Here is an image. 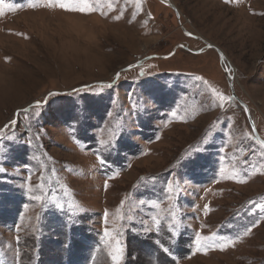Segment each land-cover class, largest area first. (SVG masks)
Returning a JSON list of instances; mask_svg holds the SVG:
<instances>
[{
  "label": "rangeland",
  "instance_id": "374dc122",
  "mask_svg": "<svg viewBox=\"0 0 264 264\" xmlns=\"http://www.w3.org/2000/svg\"><path fill=\"white\" fill-rule=\"evenodd\" d=\"M169 1L2 0L0 264H264V0Z\"/></svg>",
  "mask_w": 264,
  "mask_h": 264
},
{
  "label": "snow or ice",
  "instance_id": "6c2138e0",
  "mask_svg": "<svg viewBox=\"0 0 264 264\" xmlns=\"http://www.w3.org/2000/svg\"><path fill=\"white\" fill-rule=\"evenodd\" d=\"M30 6L35 8L36 4H31ZM43 6L44 7H59L60 9H62L64 11H76V12H80L82 14H91V12L95 10L93 8L92 4L90 3V0H68V2H57V0H49V2L44 4ZM2 14H3V2H2V0H0V15H2ZM117 78H119V74H117ZM220 99L224 100L226 98L223 96H220ZM37 106H39V105H37ZM15 123H16L15 121L11 122V124H13V125ZM258 143H260V146L262 148H264V142L258 141ZM100 163L103 165L105 162L101 159ZM0 171H2V169H0ZM240 182H243V181H240ZM105 187H107V184L105 185ZM167 188H168V191L170 192L172 190V185L168 184ZM29 191H31V189H29ZM33 198L39 199V197H33ZM151 206L152 207H159L158 203L152 204ZM121 207H123V202L121 203ZM61 210H63V209L61 208ZM105 217H107V212H105ZM157 224H159L158 221H157ZM248 231L250 232L251 230L249 229ZM107 235H108V232L106 231L105 236H107ZM206 239H208V238L207 237H201L197 234V237H196L197 251H199L201 249L202 241H204ZM235 242L236 241H226L223 244H221L220 246H218V250L224 251L228 247L234 246ZM117 245H119V241H117ZM164 251L167 252L168 249L164 248ZM109 255L112 258V264H121L123 249L121 247L117 246L112 252L109 253Z\"/></svg>",
  "mask_w": 264,
  "mask_h": 264
},
{
  "label": "water",
  "instance_id": "95a60500",
  "mask_svg": "<svg viewBox=\"0 0 264 264\" xmlns=\"http://www.w3.org/2000/svg\"><path fill=\"white\" fill-rule=\"evenodd\" d=\"M162 3H164L165 5H169L178 15V12L176 11L175 7L170 3L169 0H160ZM185 35L189 38H192V39H195V40H198V41H202V39H200V37H197L195 35H192L190 33H188L187 31H184ZM205 43V49H214L218 55H219V58H220V62L224 65V70H225V73H226V76H227V79L229 81V88H230V92H231V95L233 97V99L241 106V108L243 109V111L245 112L246 116H247V119L249 121V124L251 125L252 127V131L257 139V141L259 142H264V140L261 139L256 127H255V124H254V121L250 115V110H249V107L239 99V97L236 95V91H235V85H234V78L231 76V69L230 67H228L227 65V62H226V56L224 55V53L217 47H214L210 44H208L207 42H204ZM185 48L183 45H179L174 52H176L177 49H183ZM187 50V49H186ZM204 51V50H203ZM203 51H198V52H192L193 54H201ZM170 56H167V57H158V58H162V59H167V58H170ZM152 58H157L156 56H152L150 57L149 59H152ZM129 69V68H127ZM35 105H41V104H35ZM254 129V130H253Z\"/></svg>",
  "mask_w": 264,
  "mask_h": 264
},
{
  "label": "trees",
  "instance_id": "16d2710c",
  "mask_svg": "<svg viewBox=\"0 0 264 264\" xmlns=\"http://www.w3.org/2000/svg\"><path fill=\"white\" fill-rule=\"evenodd\" d=\"M71 238H72V236H71ZM41 249V248H40Z\"/></svg>",
  "mask_w": 264,
  "mask_h": 264
}]
</instances>
